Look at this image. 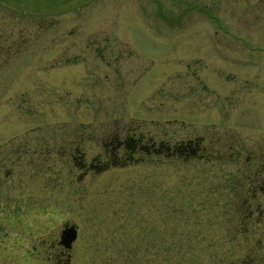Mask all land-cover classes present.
<instances>
[{
	"label": "rangeland",
	"instance_id": "rangeland-1",
	"mask_svg": "<svg viewBox=\"0 0 264 264\" xmlns=\"http://www.w3.org/2000/svg\"><path fill=\"white\" fill-rule=\"evenodd\" d=\"M249 1L0 0V264L221 263L234 177L264 149ZM132 125L217 137L188 160L112 161L107 137Z\"/></svg>",
	"mask_w": 264,
	"mask_h": 264
},
{
	"label": "flooded vegetation",
	"instance_id": "flooded-vegetation-1",
	"mask_svg": "<svg viewBox=\"0 0 264 264\" xmlns=\"http://www.w3.org/2000/svg\"><path fill=\"white\" fill-rule=\"evenodd\" d=\"M247 11L250 13V23L253 24L251 28L252 36L248 37L249 39H252V43L249 41L251 46H249L248 49L252 51H262L261 53L264 55V0H250ZM208 15H210V13H208ZM213 20L216 22L217 18L213 17ZM4 21H12V19ZM253 30L256 32L255 35H253ZM258 40H261L263 43L258 44ZM136 127L133 129L132 127H125L121 132L125 133L123 136H119L118 133L114 132L112 135L107 137L108 143H110V150L113 152L112 161H116L124 157V155L119 156L117 153L119 148H121L123 144L127 143V140L134 145V141L141 138L142 133L140 130L136 131ZM164 134L167 135L166 132H164ZM207 135V139L204 137H200L199 139L197 138L198 140L180 138L183 140V146L189 147L188 152H191L185 154L186 160H188V158L195 157V155L197 156V148L201 149L200 142L205 139V141H211L212 138L215 139L217 137H214L213 134ZM167 139V143H172L174 141V139H170L168 135ZM152 145L155 148H153V152L158 153L156 140L152 142ZM261 147V145L255 144L251 148H248L249 153L247 154L245 160H242L244 165L240 168L237 176L234 177L235 180L232 183V186L237 205L236 208L227 210L230 221H232V210L235 214V218L233 219L234 227L232 228V231L234 232L227 252L223 255L220 254L219 256V261H221V263L223 257H228V264H264V149ZM241 149V145L236 146V149H234L235 154L233 156L236 160H238L237 162L240 161L239 158L242 154ZM123 152L124 150L122 149V154ZM190 154H193V156L191 157ZM127 156L129 157L131 155L128 154ZM207 160L210 159L207 158ZM52 245L55 246L60 253L64 251V248L58 243V239ZM241 246H246L247 254L246 256L237 259L234 257V254L237 247Z\"/></svg>",
	"mask_w": 264,
	"mask_h": 264
},
{
	"label": "trees",
	"instance_id": "trees-1",
	"mask_svg": "<svg viewBox=\"0 0 264 264\" xmlns=\"http://www.w3.org/2000/svg\"><path fill=\"white\" fill-rule=\"evenodd\" d=\"M131 127L133 129L134 127H136V125H132ZM141 133H142L141 138L139 140L134 141L135 142L134 145L131 144L130 141L127 139H126L127 143L123 144L122 149H124V150L127 149V155L128 154L131 155L129 157L126 156L127 159L142 160L144 158V156H147L148 154L154 153L153 151L155 148L152 145V142L154 141V137L152 135H146V133H144L142 131H141ZM173 139H174V141L172 143H167V140H168L167 138H160V139L156 140L157 149H158L157 152L163 153L164 155H166L167 158L168 157L169 158L178 157L182 160H186L185 154L191 153V152H188L189 147H184L183 146V140H181L180 138L179 139L173 138ZM108 144H110V143H108ZM169 146H172V147H169ZM168 148H170V149H168ZM142 152H143L144 156L140 155ZM190 155H191V157L193 156V154H190ZM180 247H182V246H180ZM161 248L166 249L167 247L166 246L163 247V245H162Z\"/></svg>",
	"mask_w": 264,
	"mask_h": 264
},
{
	"label": "water",
	"instance_id": "water-1",
	"mask_svg": "<svg viewBox=\"0 0 264 264\" xmlns=\"http://www.w3.org/2000/svg\"><path fill=\"white\" fill-rule=\"evenodd\" d=\"M76 237V227L73 223H64L59 231L58 243L64 248L68 249L71 242Z\"/></svg>",
	"mask_w": 264,
	"mask_h": 264
}]
</instances>
